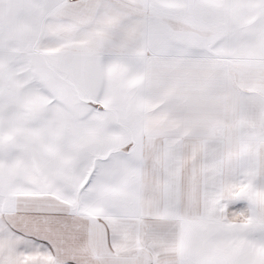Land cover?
<instances>
[{
    "label": "snow or ice",
    "instance_id": "6c2138e0",
    "mask_svg": "<svg viewBox=\"0 0 264 264\" xmlns=\"http://www.w3.org/2000/svg\"><path fill=\"white\" fill-rule=\"evenodd\" d=\"M0 264H264V0H0Z\"/></svg>",
    "mask_w": 264,
    "mask_h": 264
}]
</instances>
